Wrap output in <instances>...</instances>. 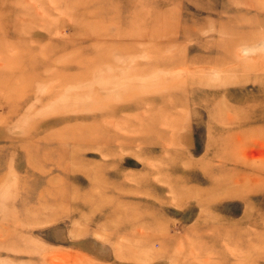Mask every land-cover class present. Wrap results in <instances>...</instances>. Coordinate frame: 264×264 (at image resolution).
Returning a JSON list of instances; mask_svg holds the SVG:
<instances>
[{"label": "rangeland", "instance_id": "374dc122", "mask_svg": "<svg viewBox=\"0 0 264 264\" xmlns=\"http://www.w3.org/2000/svg\"><path fill=\"white\" fill-rule=\"evenodd\" d=\"M0 264H264V0H0Z\"/></svg>", "mask_w": 264, "mask_h": 264}, {"label": "bare ground", "instance_id": "6f19581e", "mask_svg": "<svg viewBox=\"0 0 264 264\" xmlns=\"http://www.w3.org/2000/svg\"><path fill=\"white\" fill-rule=\"evenodd\" d=\"M257 6V5H256ZM255 48V47H254ZM236 50H239V49H236ZM247 51H249V50H247ZM246 51V52H247ZM252 50L250 49V52H251ZM237 53V52H236ZM248 53V52H247ZM238 54V53H237ZM249 54V53H248ZM240 55H242V54H240ZM239 54H238V57L240 56ZM252 55H254V54H252ZM244 57V56H243ZM251 56H249V58H250ZM260 57V56H259ZM240 58V57H239ZM258 58V57H257ZM257 60H259V58L257 59ZM248 180V179H247ZM229 186V185H228ZM247 186V185H246ZM225 189V188H224ZM52 259V258H51ZM52 261V260H51Z\"/></svg>", "mask_w": 264, "mask_h": 264}]
</instances>
